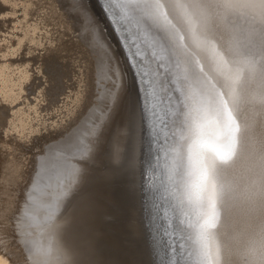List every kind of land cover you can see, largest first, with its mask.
<instances>
[{"label": "rangeland", "instance_id": "1", "mask_svg": "<svg viewBox=\"0 0 264 264\" xmlns=\"http://www.w3.org/2000/svg\"><path fill=\"white\" fill-rule=\"evenodd\" d=\"M33 1L25 17L38 23L41 44L27 39L20 47L23 31L18 20H25L24 0H0V66L10 63L14 75L24 65L29 69L18 98L11 103L0 98L2 237L14 248L19 264H149L146 237L151 241L157 234L167 239L164 233L174 232H168L166 221L174 218L170 209L164 210L166 183L154 155L161 136L154 138L147 127V111L142 120L141 107L134 104L138 76L133 53L124 46L101 0ZM54 3L59 5L57 12L50 7ZM58 12L63 18L54 15ZM48 13L55 16L52 21H47ZM106 38L117 61L105 47ZM85 87L93 88V98L69 114L59 109L65 92ZM40 88L46 98L33 124L37 130L13 128L12 113L34 103ZM134 107L135 119L129 126ZM16 220L23 225L20 230L14 228Z\"/></svg>", "mask_w": 264, "mask_h": 264}, {"label": "snow or ice", "instance_id": "2", "mask_svg": "<svg viewBox=\"0 0 264 264\" xmlns=\"http://www.w3.org/2000/svg\"><path fill=\"white\" fill-rule=\"evenodd\" d=\"M105 3L130 23L135 21L134 35L156 64L153 68L152 63L140 60L135 66L139 71L134 104L141 107V118L147 111L144 101L151 98L157 101L153 115L161 119L157 93L170 91L166 84H173L187 101L181 105L186 111L181 113L185 126L179 143L168 149L186 208L184 234L172 243L168 239L175 233H164L167 239L153 235L149 241L146 237L149 264L163 262L165 255L168 264L192 259L196 264H237L230 259L236 250L223 234L222 213L227 216L231 192L224 173L247 147L256 114L252 110L258 109L264 127V0ZM148 31L151 42L144 40ZM249 35L252 39L242 42L240 37L247 40ZM135 107L129 114V126L135 119ZM171 114V110L164 113ZM261 161L264 188V148ZM125 195L131 193L125 190ZM244 255L243 264H264V224Z\"/></svg>", "mask_w": 264, "mask_h": 264}, {"label": "bare ground", "instance_id": "3", "mask_svg": "<svg viewBox=\"0 0 264 264\" xmlns=\"http://www.w3.org/2000/svg\"><path fill=\"white\" fill-rule=\"evenodd\" d=\"M28 1L31 0H24L23 4V12L25 20L19 19L18 22L20 23V28L23 31V34L19 37L18 44L21 47V43L24 40H29L34 42L37 45L41 44V37L37 36L38 30L37 24L38 23H30L28 22V18L25 17L28 14L32 7L30 5L35 1H31L27 4ZM38 1V0H37ZM36 1V2H37ZM47 1V0H46ZM67 1V0H65ZM3 2V1H2ZM42 2V1H41ZM53 2V1H52ZM13 3V2H11ZM15 3V2H14ZM51 3V2H50ZM22 4V3H20ZM34 5V4H33ZM57 4H52V10L57 12L58 6ZM107 5V4H106ZM35 6V5H34ZM38 9L41 5H36ZM43 6V5H42ZM44 7V6H43ZM81 7V6H80ZM2 8V7H1ZM107 10H109V6L107 5ZM44 9V8H43ZM59 9V7H58ZM75 9V8H74ZM77 9V8H76ZM22 10V9H21ZM34 11V9H32ZM40 10V8H39ZM61 10V9H60ZM78 10V9H77ZM38 11V10H37ZM36 11V12H37ZM59 11V10H58ZM85 11V10H84ZM35 12V13H36ZM47 12V11H46ZM49 12V11H48ZM61 12V11H60ZM112 18L120 25L121 34V41L123 42L126 48H130L134 57L136 58L135 61L139 63L140 60H143L145 64L152 63V67L155 68V62H151L150 56L148 55L147 48L144 44L141 43L139 39L136 38L134 33L137 31V25L135 21L129 22L128 19L124 17L122 13L119 12L118 9L110 11ZM34 13V12H33ZM39 13V12H38ZM49 13L52 14L50 11ZM48 13V20L55 16L60 18L62 13H56L51 15ZM30 14V13H29ZM32 14V11H31ZM39 15V14H38ZM47 15V14H46ZM67 15V14H65ZM78 15V14H77ZM89 15V13H88ZM87 15V16H88ZM60 16V17H59ZM43 17V16H42ZM41 17V18H42ZM93 18V16H91ZM40 18V17H39ZM46 18V17H44ZM63 18V16H62ZM107 18V17H106ZM67 19V18H66ZM38 20V19H37ZM40 20V19H39ZM45 20V21H46ZM62 20V19H61ZM104 20V19H103ZM235 20V17H234ZM43 21V22H45ZM60 21V20H59ZM64 21V20H63ZM38 22V21H37ZM40 22V21H39ZM42 22V21H41ZM62 22V21H61ZM65 22V21H64ZM47 23V22H46ZM45 23V25H46ZM70 25V22H68ZM56 24V23H55ZM61 24V23H60ZM48 25V23H47ZM58 25V24H57ZM88 25V23H87ZM84 25V28L87 26ZM41 26V23H40ZM67 26V25H66ZM65 26V27H66ZM69 27V26H68ZM67 29V28H66ZM240 26H237V32H239ZM69 31V30H68ZM71 31V30H70ZM69 31V32H70ZM88 31V30H87ZM116 33V32H115ZM66 34V33H65ZM20 35V34H19ZM43 35V34H42ZM116 35V34H114ZM118 37V36H117ZM93 39V38H92ZM153 39L152 33L150 31L144 36V40L151 42ZM242 42H247L251 40L252 37L249 35L247 40L244 37H240ZM94 40V39H93ZM105 40V47L108 48L111 53L114 55L116 60L115 50L109 44L108 39ZM103 40V41H104ZM116 41L119 42L117 39ZM94 42V41H93ZM64 44V43H63ZM78 44V43H77ZM117 44V43H116ZM120 45V44H118ZM122 46V45H121ZM120 46V47H121ZM85 49V48H84ZM98 49V48H97ZM123 49V48H122ZM129 49V50H130ZM96 50V49H95ZM139 53L140 55H136ZM100 54V52H99ZM111 54V55H112ZM104 56V55H103ZM119 57V56H118ZM40 59V58H39ZM127 59V58H126ZM43 60V59H42ZM26 61V60H25ZM28 61V60H27ZM26 61V62H27ZM117 61V60H116ZM39 62V61H38ZM109 62V61H108ZM135 62V65H136ZM105 63V62H104ZM109 64V63H108ZM23 65V64H22ZM21 65V66H22ZM29 65V64H28ZM41 65V64H40ZM130 66V65H129ZM29 67V66H28ZM143 67V65H141ZM10 63H5L3 66H0V98H3L4 102L8 101L11 103L13 100L19 95V91L21 90L22 81L27 76V69L26 66L22 67L19 70V73L14 75L13 72L9 71ZM43 68V66L41 67ZM45 69V68H44ZM29 70V69H28ZM132 70V69H131ZM148 71L147 68L144 69ZM139 69H136V73H138ZM42 72V70H41ZM114 73V71H113ZM30 76V75H29ZM111 76V75H110ZM125 76V75H124ZM135 79V78H134ZM133 79V81H135ZM100 82V81H99ZM21 83V85H20ZM25 83V82H24ZM28 83V82H27ZM54 83V82H53ZM135 83V82H134ZM19 85V87H13L14 85ZM33 84V83H32ZM40 84V83H39ZM25 85V84H24ZM23 85V86H24ZM45 85V84H44ZM136 85V84H135ZM52 86V85H51ZM49 87V86H48ZM53 87V86H52ZM142 85V89H143ZM18 88V89H17ZM107 88V87H106ZM166 89H171L170 91L164 92L160 91L157 95L160 97V102L158 104L159 115L161 119H157V125L160 126L157 128L156 133L161 136L160 146L156 147L154 150V155H156L157 160L159 158V163L156 167H159L158 171L160 173V179H164L165 185V199H164V210H169L173 212V218L176 220L174 223L171 221H166V224H169V230H171L176 234V237H180L184 234L185 229V213L186 208L181 203L182 199V189L180 185V178L179 176L173 175L174 169L176 168V164L170 161L168 155V149L173 147L174 145L179 143V134L182 131L183 127L185 126L184 117L181 115L182 112L186 111L181 107L182 103L186 104L187 101L184 99L181 93H178L174 90V85L169 83L165 85ZM50 89V88H49ZM19 90V91H18ZM93 88H78L75 91L65 92V98L62 100L61 108L64 109L62 112L65 114L72 113L75 111L76 107L82 105L83 101L86 99L93 98ZM106 90H109L106 89ZM45 92V90H44ZM43 89L40 88L37 91L34 103H25V105L21 108H18L12 113L11 116V123L13 128L18 130L36 129L34 127L36 122V118L39 116V107L41 105V101H43L46 97L44 96ZM107 92V91H105ZM110 92V91H109ZM152 92V89H149V93ZM56 97V96H55ZM96 97V96H95ZM18 98V97H17ZM49 99V98H48ZM95 99V98H94ZM1 100V99H0ZM6 100V101H5ZM106 100V99H105ZM49 101V100H48ZM2 102V101H1ZM30 102V101H29ZM45 102V100H44ZM50 102V101H49ZM148 102V100H147ZM92 103V102H91ZM149 106L152 104H157L155 99H149ZM50 104V103H49ZM56 105V102H55ZM54 105V106H55ZM42 106V105H41ZM47 106V105H46ZM52 106V105H51ZM57 107V106H56ZM80 107V106H79ZM45 108V107H44ZM42 109V108H41ZM49 109V108H48ZM53 109V108H52ZM57 110V109H56ZM94 110V109H93ZM91 110V111H93ZM171 110L173 114L165 116L164 113ZM58 111V110H57ZM256 114L253 119V127L250 133V139L247 144L246 149L242 152L241 156L235 161L233 165L228 167L224 173V180L231 188V192L229 194L228 200V211L227 216L224 217L222 213V222H223V234L228 237V241L230 246H232L236 251L230 257L231 260L236 261L237 264H243L245 259V252L252 248L261 228V225L264 224V188H262V180H261V173H262V161H261V150L264 148V127H262L261 117L258 114V109L252 110ZM94 112V111H93ZM96 112V111H95ZM152 112V111H151ZM76 113V112H74ZM81 113V112H80ZM78 114V113H77ZM151 114V113H150ZM54 115V114H53ZM64 115V113H63ZM42 116V115H40ZM45 116V115H43ZM76 116V115H75ZM142 116V115H141ZM52 117V115H51ZM50 117V120H51ZM40 118V117H39ZM38 118V119H39ZM46 118V117H44ZM58 118V117H56ZM54 118V119H56ZM71 119V117H69ZM74 118V117H73ZM90 118V117H89ZM43 119V118H41ZM53 119V120H54ZM64 119V118H63ZM62 119V120H63ZM95 119V118H94ZM35 120V121H34ZM48 120L47 118L45 119ZM67 120V119H66ZM79 120V119H78ZM143 120V119H142ZM52 121V120H51ZM60 121V119H59ZM65 121V120H64ZM70 121V120H69ZM89 121V120H88ZM45 121L43 120V123ZM57 122V121H55ZM62 122V121H61ZM60 122V123H61ZM84 122V121H83ZM42 123V121H41ZM42 123V124H43ZM46 123V122H45ZM54 123V122H53ZM65 123V122H64ZM72 123V122H71ZM34 124V125H33ZM39 124V123H38ZM44 125V124H43ZM52 125V124H51ZM143 125V123H142ZM36 126V125H35ZM40 126V125H39ZM45 126V125H44ZM43 126V127H44ZM49 126V125H48ZM54 126V125H53ZM63 126V124H62ZM34 127V128H33ZM42 127V126H41ZM143 127V126H142ZM54 128V127H53ZM52 128V129H53ZM42 129V128H41ZM45 129L46 126H45ZM49 129V127H48ZM47 129V132H48ZM51 129V128H50ZM78 129V128H77ZM88 129V128H87ZM37 130V129H36ZM71 130V129H70ZM144 130V129H143ZM28 131V130H27ZM26 131V132H27ZM41 131V130H39ZM51 131V130H50ZM49 131V132H50ZM57 131V130H56ZM60 131V130H59ZM24 132V131H22ZM25 132V133H26ZM36 132V131H35ZM58 132V131H57ZM62 132V131H61ZM145 132V131H144ZM30 133V131H29ZM40 133V132H39ZM52 133V132H51ZM60 133V132H59ZM61 134V133H60ZM28 135V134H26ZM43 135V134H42ZM57 137V136H56ZM145 137V136H144ZM71 138V137H70ZM90 140V139H89ZM146 140V139H145ZM158 141V140H157ZM148 145V144H147ZM47 150V149H46ZM53 150V149H52ZM159 150V151H158ZM149 151V150H148ZM147 152V151H146ZM159 152V154H158ZM158 155V156H157ZM147 156V155H146ZM49 157V156H48ZM40 158V157H39ZM148 160V159H147ZM43 162V160H42ZM41 163V162H40ZM73 164V163H72ZM46 165V164H45ZM3 167V166H2ZM41 167V166H40ZM52 174V173H51ZM48 176V173H47ZM52 177V176H51ZM5 178V177H4ZM42 178V177H41ZM154 178V177H153ZM46 179V178H45ZM3 181V180H2ZM53 181V180H52ZM47 184V182H46ZM68 184V183H67ZM1 185V184H0ZM36 185V183H35ZM41 186V185H40ZM38 188V187H37ZM149 190V189H148ZM32 192V191H31ZM50 192V191H49ZM52 192V191H51ZM66 192V191H65ZM15 192H11L10 194H14ZM62 193V192H61ZM16 194V193H15ZM36 194V193H35ZM2 196V192L0 190V199ZM38 196V195H37ZM27 197V196H26ZM48 197V196H47ZM61 198V197H60ZM72 198V197H71ZM41 199V197H40ZM153 199V198H152ZM157 199V198H156ZM46 201V200H45ZM37 203V202H36ZM41 203V202H40ZM74 203V202H73ZM1 204V202H0ZM7 204V203H6ZM32 204V203H31ZM38 204V203H37ZM53 205V204H52ZM67 205V204H66ZM3 206V205H2ZM33 206V205H32ZM27 207V206H26ZM156 207V206H155ZM161 207V206H160ZM172 207V208H171ZM1 209V207H0ZM34 209V208H33ZM58 209V208H57ZM162 209V208H161ZM24 210V209H22ZM69 210V209H68ZM50 211V210H49ZM21 212V211H20ZM29 213V212H28ZM43 213V212H42ZM160 213V212H159ZM166 212H164L165 215ZM64 214V213H63ZM76 214V213H75ZM92 214V213H91ZM22 215V214H19ZM60 216V215H59ZM86 216V215H85ZM19 217V216H18ZM75 217V216H74ZM37 218V217H36ZM45 218V217H44ZM156 218V217H155ZM17 219V218H16ZM21 219V216H20ZM43 219V218H42ZM88 219V218H87ZM163 219V218H162ZM26 220V219H25ZM46 220V219H45ZM154 221V220H153ZM158 221V220H157ZM38 222V221H37ZM1 223V219H0ZM63 223V222H61ZM10 222L7 223L9 225ZM57 224V223H56ZM165 224V223H164ZM176 224V225H175ZM157 225V224H156ZM10 226V225H9ZM22 224L20 220H16L14 223V228L20 230L22 228ZM35 227V226H34ZM40 227V226H39ZM54 227V226H53ZM157 227V226H156ZM155 227V228H156ZM158 228V227H157ZM161 228V226H160ZM0 225V264H19V257L13 252V247L8 244L5 238L2 237V230ZM7 229V228H6ZM13 229V228H12ZM11 229V230H12ZM48 229V228H47ZM159 229V228H158ZM164 229V228H163ZM7 231V230H6ZM13 231V230H12ZM158 231V230H156ZM23 232V231H22ZM49 232V231H48ZM162 234V232H159ZM58 235V234H57ZM163 235V234H162ZM69 236V235H68ZM157 236V234H156ZM162 237V236H161ZM56 238V237H55ZM177 239V238H176ZM175 239V240H176ZM75 242V241H74ZM170 242V241H169ZM172 243V242H171ZM51 245L50 243H47ZM60 244V243H59ZM62 244V243H61ZM20 245V244H19ZM67 245V244H66ZM46 246V245H44ZM56 246V245H55ZM39 247V246H38ZM19 249V248H18ZM170 250V249H169ZM69 251V250H68ZM71 252V251H69ZM171 252V251H170ZM65 253V252H64ZM61 254V253H60ZM167 256V255H166ZM57 257V256H56ZM71 258V257H70ZM167 258V257H166ZM58 259V258H57ZM56 260V259H55ZM57 261V260H56ZM59 261V260H58ZM185 264H196L195 259L192 260H185ZM35 263V262H34ZM50 263V262H49ZM60 263V262H59ZM166 263V262H165ZM164 264V262H163ZM168 264V263H167Z\"/></svg>", "mask_w": 264, "mask_h": 264}, {"label": "water", "instance_id": "4", "mask_svg": "<svg viewBox=\"0 0 264 264\" xmlns=\"http://www.w3.org/2000/svg\"><path fill=\"white\" fill-rule=\"evenodd\" d=\"M101 2H102V4H103V6H104V8L107 10V5H106V3H105V0H101ZM107 12L109 13V15L111 16V18H112V15H111V12L110 11H108L107 10ZM113 19V21H114V25H115V28H116V30H117V32L119 33V35L121 34V29H120V25L118 24V22H116L115 20H114V18H112ZM130 49V48H129ZM133 56V59H134V70L136 71V65L138 64L136 61H135V57H134V54L132 55ZM135 62H136V65H135ZM141 88H142V84H141ZM145 104L147 105V116H146V119H147V127H148V129L150 130V131H152L153 133H154V138H155V136H157L158 134L156 133V130H157V128H158V125H157V118L153 115V104L151 105V106H149V100H148V102H147V100H145ZM152 111V112H151ZM151 113V114H150ZM157 147V146H156ZM176 219L174 218V220L172 221L173 223H174V221H175ZM176 225V224H175ZM186 263V261H184V262H182V264H185Z\"/></svg>", "mask_w": 264, "mask_h": 264}]
</instances>
